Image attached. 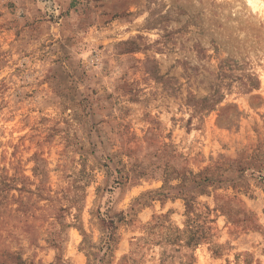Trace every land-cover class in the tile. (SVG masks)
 <instances>
[{"label":"rangeland","instance_id":"obj_1","mask_svg":"<svg viewBox=\"0 0 264 264\" xmlns=\"http://www.w3.org/2000/svg\"><path fill=\"white\" fill-rule=\"evenodd\" d=\"M0 264H264V0H0Z\"/></svg>","mask_w":264,"mask_h":264},{"label":"bare ground","instance_id":"obj_2","mask_svg":"<svg viewBox=\"0 0 264 264\" xmlns=\"http://www.w3.org/2000/svg\"><path fill=\"white\" fill-rule=\"evenodd\" d=\"M248 2L254 7L257 3V0H248Z\"/></svg>","mask_w":264,"mask_h":264}]
</instances>
